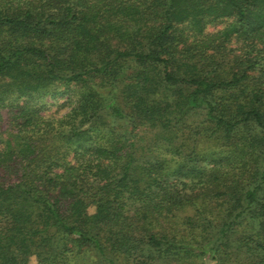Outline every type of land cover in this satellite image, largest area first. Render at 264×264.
Instances as JSON below:
<instances>
[{
    "label": "trees",
    "instance_id": "16d2710c",
    "mask_svg": "<svg viewBox=\"0 0 264 264\" xmlns=\"http://www.w3.org/2000/svg\"><path fill=\"white\" fill-rule=\"evenodd\" d=\"M32 259L264 264V0H0V264Z\"/></svg>",
    "mask_w": 264,
    "mask_h": 264
},
{
    "label": "rangeland",
    "instance_id": "374dc122",
    "mask_svg": "<svg viewBox=\"0 0 264 264\" xmlns=\"http://www.w3.org/2000/svg\"><path fill=\"white\" fill-rule=\"evenodd\" d=\"M222 23H218L215 26L211 27V29L217 28V27H221ZM67 99V95H65L64 97H62L61 95H58L57 97H53V96H47L45 98V103L47 105H51V104H57L56 106L60 105V103H63V101H65ZM56 107H52V111L55 110ZM32 264H35V259L31 260ZM209 264H213L212 261H209Z\"/></svg>",
    "mask_w": 264,
    "mask_h": 264
}]
</instances>
